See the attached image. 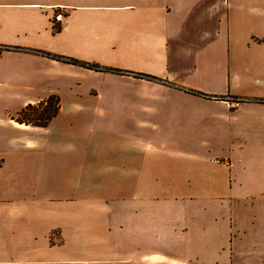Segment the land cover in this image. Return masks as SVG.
<instances>
[{"label":"crops","instance_id":"0c3cea01","mask_svg":"<svg viewBox=\"0 0 264 264\" xmlns=\"http://www.w3.org/2000/svg\"><path fill=\"white\" fill-rule=\"evenodd\" d=\"M49 95L1 111L0 264H264V0H0V100Z\"/></svg>","mask_w":264,"mask_h":264},{"label":"trees","instance_id":"16d2710c","mask_svg":"<svg viewBox=\"0 0 264 264\" xmlns=\"http://www.w3.org/2000/svg\"><path fill=\"white\" fill-rule=\"evenodd\" d=\"M5 48L6 49L7 48L19 49V48H13V47H8V46H5ZM40 53L50 58H53V59L62 60L68 63L79 65L85 68H89V69H94V70H99V71H110L113 73H124L125 72L121 69L101 67L95 63H88V62L79 61L73 58H66V57H62L58 55H52L47 52L40 51ZM142 77L148 78L150 80H159L156 77L151 76V75H142ZM195 93L203 95L200 92H195ZM58 106H59L58 97L55 95H50L47 98L35 104H31V103L26 104L23 108L20 109V111L17 112L18 117L15 118V121L20 124H26V125H32V126H40V127L46 126L48 122L58 113ZM38 110H42L43 113H37ZM30 112H33V114H31Z\"/></svg>","mask_w":264,"mask_h":264},{"label":"rangeland","instance_id":"374dc122","mask_svg":"<svg viewBox=\"0 0 264 264\" xmlns=\"http://www.w3.org/2000/svg\"><path fill=\"white\" fill-rule=\"evenodd\" d=\"M67 58V57H66ZM65 62V61H64ZM84 62V61H83ZM68 63V62H67ZM72 64V63H71ZM75 65V64H74ZM79 66V65H78ZM82 67V66H81ZM50 96V95H49ZM56 96V95H55ZM16 98V97H15ZM15 98H13V99H4V100H0V116H2L1 114H2V110H3V112H4V109L5 108H8V111H12L13 110V112L12 113H15L16 111L18 112V111H20V109L21 108H23L24 106H20L21 104H22V102H23V99H22V97H20V98H17V99H15ZM47 98V97H46ZM43 100V99H42ZM59 100V99H58ZM39 101H41V100H39ZM39 101H37V102H39ZM37 102H35V103H37ZM29 103H31V102H29ZM35 103H31V104H35ZM28 104V103H27ZM58 109H59V106H58ZM31 114H33V112H30ZM37 113H43V111L42 110H38V112ZM16 117H18L17 116V113H16V115H13L12 116V118L15 120V118ZM121 133H123V132H121ZM116 218H117V216H116Z\"/></svg>","mask_w":264,"mask_h":264}]
</instances>
